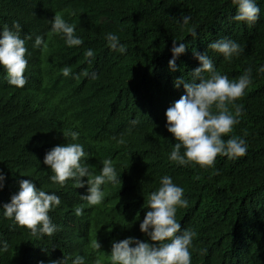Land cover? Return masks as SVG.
I'll list each match as a JSON object with an SVG mask.
<instances>
[{"label":"trees","instance_id":"16d2710c","mask_svg":"<svg viewBox=\"0 0 264 264\" xmlns=\"http://www.w3.org/2000/svg\"><path fill=\"white\" fill-rule=\"evenodd\" d=\"M256 3L259 19L249 25L232 19L237 11L232 0H0V31L18 21L21 38L32 37L25 41L27 86L0 87V172L5 176L0 241L8 244L6 252L0 251V264H11V248L15 264H73L78 256L84 264H112L113 242L152 243L140 223L165 175L184 190L188 202L177 208L175 218L182 230L196 233L191 264H264V73L258 71L264 67V0ZM57 13L76 26L82 45L69 47L63 34L51 31ZM186 14L192 19L185 26L181 16ZM190 29L196 30L195 39ZM108 33L119 37L123 52L108 46ZM37 36L44 40L40 47L34 46ZM220 39L235 41L244 51L226 60L208 48ZM174 40L188 46L176 58L175 72L169 68ZM88 49L94 57L86 58ZM193 49L207 51L230 81L252 69V83L235 102L243 105L240 123L222 137L244 139L247 153L218 156L210 168L169 159L178 141L167 131L166 111L185 94L174 81L182 76L190 81L189 73L201 66ZM65 66L71 68L68 77L61 71ZM71 132L78 133L77 139ZM41 143L51 149L78 143L86 153L81 163L90 173L99 175L102 162L110 159L121 182L103 184L102 202L88 205L81 199L88 195L87 177L81 178L82 188L71 179L63 186L54 183ZM18 180L60 196L61 204L49 212L58 228L52 236L33 237L2 216L1 203ZM78 205L84 206L82 216L75 215Z\"/></svg>","mask_w":264,"mask_h":264},{"label":"clouds","instance_id":"9594fccd","mask_svg":"<svg viewBox=\"0 0 264 264\" xmlns=\"http://www.w3.org/2000/svg\"><path fill=\"white\" fill-rule=\"evenodd\" d=\"M236 5V14L232 19L236 22H246L253 25L259 19L260 8L256 0H232ZM191 15L181 16L182 25H188ZM51 31L63 34L69 47L80 46L83 40L75 35L76 26L69 24L57 13L50 21ZM21 25L14 21L12 26L4 25L0 31V87L10 84L15 89H24L29 81L28 69L30 64V52L25 46L26 40L31 36L21 38ZM190 35L195 39L197 32L190 29ZM108 46L116 50L124 51L116 34L106 35ZM44 44L43 37L35 38V47ZM46 46V45H45ZM187 44L174 40L172 45L173 59L169 61L171 71H177L176 58L183 54ZM208 48L220 53L226 60L238 57L244 48L235 41L220 39L208 44ZM193 55L199 61L200 67L194 69L189 75L190 81L183 76L174 81V87L184 89L182 95L166 111L167 131L171 133L175 141L169 159L180 165L189 163L201 167H213L218 156L230 159L245 156L247 153L246 141L238 136H231L226 141L222 137L233 132L234 126L240 123L243 114V105L236 104L245 90L252 83L251 68H247L237 80L230 81L227 75H222L215 69L212 59L207 54L198 53L193 49ZM86 58L94 57V52L88 49ZM62 74L68 77L71 74L70 67H63ZM264 73V67L258 69ZM205 73L209 74L207 77ZM83 76H89L85 70ZM79 78L78 76L76 77ZM91 78L96 79L97 74L91 73ZM197 81H199L197 83ZM231 106V109L230 107ZM215 108V111H213ZM133 124L136 121L132 122ZM71 138L77 139L78 133L71 132ZM123 143V139H120ZM184 152L181 154V148ZM43 163L54 173L50 179L61 186L69 179L75 181L76 188L85 185L82 177H87L88 195L81 196L88 205H97L102 202L104 192L101 186L106 182H121L117 177L116 169L110 159H105L99 175H93L87 164L81 160L86 156L83 146L78 143L58 145L51 149L50 144L41 143ZM5 176L0 172V189L4 187ZM184 190L173 183L171 177L165 175L160 180V187L153 191L148 198L149 211L140 223V231L146 234L152 243L127 238L120 242H113L110 259L112 264H191L189 248L192 246L196 233L191 229H183L176 221L177 208H186L187 200L183 199ZM57 193L37 189L29 180H18L14 189L10 190L8 197L1 203L2 216L8 218L12 227L19 226L30 230L33 237L52 236L58 231L49 212L54 206L61 204ZM83 205L75 207V215H83ZM0 251L6 252L8 244L0 241ZM134 245V246H133ZM95 248L100 249V244L95 242ZM14 251L11 248L10 261L15 264ZM64 264L66 262L64 261ZM73 264H84L83 257H77Z\"/></svg>","mask_w":264,"mask_h":264}]
</instances>
